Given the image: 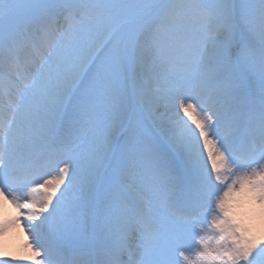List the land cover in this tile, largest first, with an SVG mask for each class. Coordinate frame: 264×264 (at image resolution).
<instances>
[{
	"label": "snow or ice",
	"instance_id": "1",
	"mask_svg": "<svg viewBox=\"0 0 264 264\" xmlns=\"http://www.w3.org/2000/svg\"><path fill=\"white\" fill-rule=\"evenodd\" d=\"M5 201L31 264H264V0H0Z\"/></svg>",
	"mask_w": 264,
	"mask_h": 264
},
{
	"label": "bare ground",
	"instance_id": "2",
	"mask_svg": "<svg viewBox=\"0 0 264 264\" xmlns=\"http://www.w3.org/2000/svg\"><path fill=\"white\" fill-rule=\"evenodd\" d=\"M239 211L251 215L248 208L244 210V207H242ZM15 215L16 209L11 203L5 201L0 205V218L10 219ZM258 222L255 220V224ZM23 225L24 222L22 220L20 225L10 227L0 236V259L12 260L14 264H31L32 250L27 246L29 242L23 240L26 236L31 239V236ZM256 228H261L260 222L256 225Z\"/></svg>",
	"mask_w": 264,
	"mask_h": 264
},
{
	"label": "rangeland",
	"instance_id": "3",
	"mask_svg": "<svg viewBox=\"0 0 264 264\" xmlns=\"http://www.w3.org/2000/svg\"><path fill=\"white\" fill-rule=\"evenodd\" d=\"M243 207H244V210H247V208H248V209H249V212H250V214H252V213H251V210H252V209H251V207H250V206H247V205H245V206H243ZM256 212H257V219H256V220L260 222V220H259V218H258V212H259V210H258V209H256ZM259 222H258V223H259ZM258 223H256V224H255V226H256ZM256 229H257V231H259V230H260V228H256ZM29 243H31V242L29 241Z\"/></svg>",
	"mask_w": 264,
	"mask_h": 264
}]
</instances>
